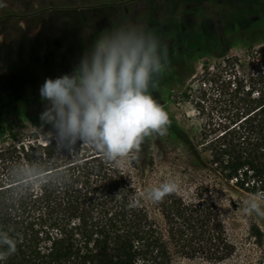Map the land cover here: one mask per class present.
I'll list each match as a JSON object with an SVG mask.
<instances>
[{
    "label": "trees",
    "instance_id": "trees-1",
    "mask_svg": "<svg viewBox=\"0 0 264 264\" xmlns=\"http://www.w3.org/2000/svg\"><path fill=\"white\" fill-rule=\"evenodd\" d=\"M226 52L216 53L222 64L205 66L184 93L200 119L194 142L166 112V128L196 154L202 171L190 197L175 188L159 201L148 197L144 168L151 156L144 162L130 154L125 165L79 142L69 152L52 136L9 133L0 145V230L16 239V251L0 264L230 259L235 246L211 192L236 190L264 201V46L250 45L243 59ZM31 100L43 103L39 94ZM28 104L27 117L49 127L39 118L42 105ZM136 150L149 154L144 138ZM253 233L262 242V230L254 226Z\"/></svg>",
    "mask_w": 264,
    "mask_h": 264
},
{
    "label": "rangeland",
    "instance_id": "rangeland-1",
    "mask_svg": "<svg viewBox=\"0 0 264 264\" xmlns=\"http://www.w3.org/2000/svg\"><path fill=\"white\" fill-rule=\"evenodd\" d=\"M122 25L154 31L167 48V68L151 94L194 142L200 119L184 93L196 87L205 66L222 64L215 54L227 46V56L242 59L250 45L264 46V0H0V145L9 141V133L50 138V126H39L25 114L27 103L44 109L45 102L31 100L44 80L72 72L97 35ZM144 140L149 154L134 149L122 158L125 165L130 154L144 162L151 156L152 164L144 168L146 185L170 183L190 197L202 174L195 168L196 154L167 128L163 136L153 133ZM211 196L236 250L219 264H264V238L259 243L253 233L254 226L264 233V217L249 211V201L261 209L264 201L228 189L212 190ZM174 264L209 263L176 258Z\"/></svg>",
    "mask_w": 264,
    "mask_h": 264
},
{
    "label": "clouds",
    "instance_id": "clouds-1",
    "mask_svg": "<svg viewBox=\"0 0 264 264\" xmlns=\"http://www.w3.org/2000/svg\"><path fill=\"white\" fill-rule=\"evenodd\" d=\"M167 48L154 31L122 25L103 31L87 47L72 72L46 78L39 88L45 102L40 113L54 130L55 143L71 152L79 142L107 161L123 158L150 134L163 136L168 117L151 94L166 70ZM174 190L170 183L153 187L159 201ZM249 211L264 217L254 200ZM16 251V239L0 230V258Z\"/></svg>",
    "mask_w": 264,
    "mask_h": 264
}]
</instances>
